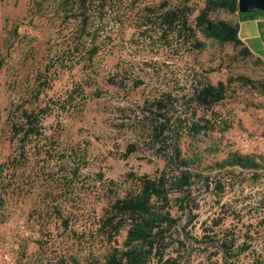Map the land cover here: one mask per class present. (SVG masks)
I'll list each match as a JSON object with an SVG mask.
<instances>
[{
	"label": "rangeland",
	"instance_id": "rangeland-1",
	"mask_svg": "<svg viewBox=\"0 0 264 264\" xmlns=\"http://www.w3.org/2000/svg\"><path fill=\"white\" fill-rule=\"evenodd\" d=\"M33 1L0 0V164L18 158L10 170L14 195L0 207V264L103 262L124 249L126 230L111 242L98 231L102 219L117 198L135 189L139 176H155L166 165L148 138L135 134L136 116L153 90L177 93L178 84L197 82H223L227 92L206 115L219 120L218 129L184 140L183 149L202 159L195 190L200 209L191 223L183 215V229L173 230L166 257L179 264H225L218 243L225 231L247 236L250 249L240 264L264 255V170L257 177L240 168H207L230 152L264 155V59L247 54L245 46L208 39L195 27L206 0H188L189 8H198L188 22L197 38L184 33L180 39L154 32L145 39L138 27L144 16L155 22L183 0H108L105 9L100 1L99 8L91 7L101 21L99 33H88L83 53L67 54L69 62H89L86 52L97 38L96 69L77 65L47 74L48 60L75 33L73 24L62 22L71 0H39L46 4L40 11L31 9ZM213 17L239 20L224 10ZM194 40L204 46L193 47ZM125 69L129 82L122 89L115 83H122L118 73ZM131 72H147V84L134 89ZM38 108L49 113L43 135L24 143L11 130L12 121ZM131 142H139L138 150L126 156ZM205 229L208 235L197 243Z\"/></svg>",
	"mask_w": 264,
	"mask_h": 264
},
{
	"label": "trees",
	"instance_id": "trees-1",
	"mask_svg": "<svg viewBox=\"0 0 264 264\" xmlns=\"http://www.w3.org/2000/svg\"><path fill=\"white\" fill-rule=\"evenodd\" d=\"M98 1L102 3L101 8L107 7L108 0H71L65 5L66 16L62 22H65L67 26L73 24L75 33L67 38L65 46L63 44L64 47L48 60L45 70L47 74L51 73L53 68L58 71L74 68L77 65H82L83 68L91 66V71L96 69L94 59L101 51L97 38L92 39V44L86 52L90 53L89 62L79 60L69 62L67 54L83 53L88 47L83 41L88 33L91 31L99 33L98 28L101 21L97 19L96 13L91 11V7L95 10L99 8ZM59 4L58 7H60ZM45 6L43 2L34 0L31 9L40 11ZM197 9V7L189 8L188 0H183L181 8L166 10L157 17L155 22L149 24L147 15L144 16V22L138 29L142 30L141 35H145V39L146 34L152 37L151 32L160 38L172 36L180 39L184 33L197 38L195 28L188 27L189 18ZM222 10L238 14L239 21L253 14L264 13V11L242 13L239 10V0H206L204 7L200 8L195 17V27L206 38L220 43L245 46L244 51L250 54L251 50L240 37V23L213 17V14ZM194 41L193 47L200 49L204 46L202 42ZM128 71L125 69L122 73H118L119 76L124 77L122 83H115L116 86L122 89L127 87L129 81L125 84L124 79L129 75ZM146 73L134 76L131 72L134 76L131 82L134 89L147 84ZM178 87L180 90L177 93L165 89L153 90L151 95L144 100V105L135 120V134L148 138L154 152L164 157L165 168L155 176H139L135 189L112 203L111 210L103 217L98 229L99 233L111 242L114 239L117 241L120 233L126 230L125 248L115 249L103 262L91 261L86 264H179L177 258L166 257V253L175 241L173 230L183 229L181 228L183 215L190 217L189 223L198 218L196 211L200 209V202L197 201L195 190L202 167L201 157L184 150L183 143L186 138H195L218 129L219 120L213 121L206 115L225 99L227 88L223 82L217 85L197 82L194 85L191 84L190 87L186 84L185 86L178 84ZM48 116L46 108L30 111L25 109L19 116H15L11 130L16 136H20L22 142L26 143L30 139L43 135L41 129ZM138 143L128 144L126 156L138 150ZM210 151L211 154L215 153L217 148ZM17 160V157L9 158L0 164V207L9 200L11 195H14V190L11 191V184L16 180H13L10 170ZM260 161L264 162V155L256 156L236 151L230 152L226 158L208 165L207 168L212 171L240 168L251 171L253 176L258 177L260 171L264 170V165ZM206 187L209 186L206 184ZM175 211L181 215H176ZM214 225L216 227L221 225L218 219L215 220ZM184 229L186 230V226ZM208 231L205 229L202 239L195 238V241L202 243ZM210 231H213L212 228ZM230 235L228 231H225L219 236V253L223 254L225 264H240L241 256L246 255L250 249L245 246L248 241L247 236L237 238ZM240 241L242 242L239 243ZM178 243L182 245L181 241ZM252 264H264V255L255 257Z\"/></svg>",
	"mask_w": 264,
	"mask_h": 264
},
{
	"label": "crops",
	"instance_id": "crops-1",
	"mask_svg": "<svg viewBox=\"0 0 264 264\" xmlns=\"http://www.w3.org/2000/svg\"><path fill=\"white\" fill-rule=\"evenodd\" d=\"M237 22L240 23L242 41L253 54L264 59V13L253 14Z\"/></svg>",
	"mask_w": 264,
	"mask_h": 264
},
{
	"label": "water",
	"instance_id": "water-1",
	"mask_svg": "<svg viewBox=\"0 0 264 264\" xmlns=\"http://www.w3.org/2000/svg\"><path fill=\"white\" fill-rule=\"evenodd\" d=\"M239 10L242 13L264 11V0H239Z\"/></svg>",
	"mask_w": 264,
	"mask_h": 264
}]
</instances>
